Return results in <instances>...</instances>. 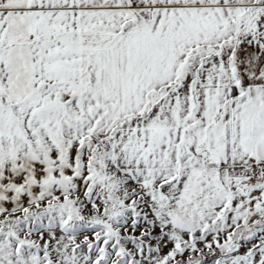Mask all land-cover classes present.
Here are the masks:
<instances>
[{"label": "snow or ice", "instance_id": "obj_1", "mask_svg": "<svg viewBox=\"0 0 264 264\" xmlns=\"http://www.w3.org/2000/svg\"><path fill=\"white\" fill-rule=\"evenodd\" d=\"M0 264H264V0H0Z\"/></svg>", "mask_w": 264, "mask_h": 264}]
</instances>
